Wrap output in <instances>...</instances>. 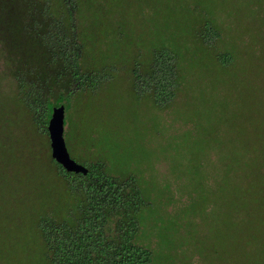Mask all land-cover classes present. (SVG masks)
Here are the masks:
<instances>
[{
	"label": "trees",
	"instance_id": "trees-1",
	"mask_svg": "<svg viewBox=\"0 0 264 264\" xmlns=\"http://www.w3.org/2000/svg\"><path fill=\"white\" fill-rule=\"evenodd\" d=\"M4 1L9 16L2 26L6 38L15 41L9 61L16 65L17 98L43 118V125L52 107L63 105L66 110L76 96L89 100L99 95L101 85L111 79L100 74L123 72L131 80V92L148 99L160 113L183 89L177 52L137 45L154 41V25H160L154 17L163 19L158 29L162 34L169 29L168 13L156 1ZM189 11L195 18L188 33L192 45L226 65L229 57L216 50L222 34L196 6ZM211 128L210 139L197 143L194 155L205 148L220 154L215 189H181L175 196L180 206L173 213L164 212L174 204L170 185L146 174L142 140L132 143L129 160H120L121 152L116 162L109 146L97 151L94 142L86 145L90 161L83 162L85 176L65 172L46 155L42 163L63 191L49 206L35 210L33 233L40 254L32 264H171L152 243L154 239L157 247L168 249L174 233L175 262L190 250L214 264H264V156L256 142L238 138V126L228 122L226 138ZM106 130L118 136L124 128ZM195 161L192 156L187 163L193 177L200 176ZM195 218L204 223L205 234L197 235ZM164 222L169 228L160 233Z\"/></svg>",
	"mask_w": 264,
	"mask_h": 264
},
{
	"label": "rangeland",
	"instance_id": "rangeland-1",
	"mask_svg": "<svg viewBox=\"0 0 264 264\" xmlns=\"http://www.w3.org/2000/svg\"><path fill=\"white\" fill-rule=\"evenodd\" d=\"M143 1H156L159 9L168 13L170 23L166 35L162 34L158 29L163 19L154 17V22H160L154 25V41H138L137 45L139 49L165 46L177 52L183 89L169 109L160 113L148 99L131 92V80L123 72L100 74L111 79L101 85L99 95L89 100L86 95L76 96L73 107L66 108L64 139L70 157L81 164L90 161L85 147L93 142L97 151L109 146L116 162V154L121 152L124 156L120 160H129L135 147L132 143L142 140L140 157L149 169L147 176L163 178L170 185L174 204L164 208L166 214L177 211L180 203L175 202V196L181 189H215L220 154L205 148L194 155L197 143L210 139L211 127L218 128L220 137L226 138L228 122L238 126V138L256 142L264 156V24L260 11H264V0ZM5 6L0 0V264H32L40 254L33 233L35 210L49 206L62 193L63 185L42 163L46 155L50 157L47 124L43 125V118L20 105L17 98L16 65L9 61L14 40L6 38L2 26L8 15ZM192 6L206 14L222 34L216 50L229 57L226 65L216 63L214 56L192 45L188 34L195 20L189 11ZM50 115L45 116L47 123ZM117 125L124 128L118 136L106 130ZM192 156L196 157L200 176L193 177L189 171L187 163ZM195 219L197 235L205 234L204 223ZM167 228L168 223H162L160 233H166ZM173 236L168 249L157 247L154 239L152 243L156 251L172 259L171 264L210 262L190 250L175 262V233Z\"/></svg>",
	"mask_w": 264,
	"mask_h": 264
},
{
	"label": "water",
	"instance_id": "water-1",
	"mask_svg": "<svg viewBox=\"0 0 264 264\" xmlns=\"http://www.w3.org/2000/svg\"><path fill=\"white\" fill-rule=\"evenodd\" d=\"M65 108L63 105L53 107L47 123L51 158L67 173L87 175L88 169L70 157L64 139Z\"/></svg>",
	"mask_w": 264,
	"mask_h": 264
}]
</instances>
